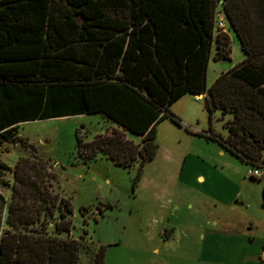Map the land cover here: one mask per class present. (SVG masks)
I'll return each mask as SVG.
<instances>
[{
    "label": "trees",
    "instance_id": "1",
    "mask_svg": "<svg viewBox=\"0 0 264 264\" xmlns=\"http://www.w3.org/2000/svg\"><path fill=\"white\" fill-rule=\"evenodd\" d=\"M218 11L246 57L208 87L214 46L217 59L232 52L215 32ZM188 94L204 95L211 121L231 115L228 136L210 137L264 164V0H0V149L28 144L25 122L100 113L117 127L91 141L79 134V155L138 164L137 182L158 153V123H180L171 107ZM30 158L13 170L0 161V176L13 171L17 182L10 202L0 194V264H106L105 245L74 235L73 199L47 162Z\"/></svg>",
    "mask_w": 264,
    "mask_h": 264
},
{
    "label": "rangeland",
    "instance_id": "2",
    "mask_svg": "<svg viewBox=\"0 0 264 264\" xmlns=\"http://www.w3.org/2000/svg\"><path fill=\"white\" fill-rule=\"evenodd\" d=\"M231 49L230 58L217 59L214 46L207 71L208 87L226 67L237 65L244 60L245 53L235 33ZM182 98L173 104H179L183 100L184 110H181L180 114L174 113L180 118V123L168 117L157 125L158 154L156 162L149 165L147 179H155V182L160 183V176L164 175L167 186L160 194L143 189L151 184V181L143 179L142 182L140 178L136 182L138 164L133 168H127L115 164L103 153L92 161H85L79 155V134L85 141H91L96 135L117 127L113 121L100 113L25 122L20 126L19 134L28 140V144L25 146L6 144L0 149V161L7 163L13 170L22 155L31 157L29 166L37 164L39 158H43L47 162L49 179L54 187L73 199L74 235L80 236L87 231L86 236L89 239L105 245L110 256L107 264H220L205 259L202 253L195 251L193 247L190 251L181 252L182 249H174L173 252H161V255H156L148 249L154 242L156 243L153 232L157 228V223L166 225L168 222L167 213L162 215L163 203L166 202L168 205L169 197L176 195L178 197L186 188L179 176L185 155L188 153L200 154L214 165L220 163V170L224 168L227 172H233L237 178L236 190L239 189L241 195H248L247 198L253 199L249 202L238 199L232 203H217L215 206L207 192V197L203 196L201 200L205 203L209 201V204L206 205L207 210L197 216L198 220L209 223L213 218L209 212L214 213V209L220 214L214 218H221L222 227H227L226 223L229 220L239 221L240 224L245 223L244 226H248V219H252L255 222L253 232L264 239L262 197L264 179L251 180L248 171L254 166L234 155L220 139L210 137L211 132L224 138L228 136L229 131L225 127V122L231 115L224 116L221 111H217L211 121L204 98H198L193 94ZM128 137L140 142L137 135L129 133ZM221 150L235 158L238 166L233 159L225 162L220 157ZM242 168L243 175L248 177V183L241 180ZM35 171L32 170L33 174H36ZM4 181L7 184H4ZM16 183L13 171H5V174L0 176V194L8 202ZM139 187L141 191L137 194L136 190ZM84 206L92 209V213H87L86 218L81 214V207ZM4 215L5 209L2 217ZM181 232L184 237H189L187 230ZM192 235L193 231L190 245L194 244ZM112 239H117L120 243L112 242ZM262 249L259 263L264 264V245Z\"/></svg>",
    "mask_w": 264,
    "mask_h": 264
},
{
    "label": "crops",
    "instance_id": "3",
    "mask_svg": "<svg viewBox=\"0 0 264 264\" xmlns=\"http://www.w3.org/2000/svg\"><path fill=\"white\" fill-rule=\"evenodd\" d=\"M224 33L228 35L232 44L234 32L229 29V25ZM234 66L235 65L226 67L222 73L229 71ZM195 96L204 98V95L200 94H195ZM185 97L186 96L182 99ZM182 101L183 100H181L179 104L171 107L173 113L180 114V111L184 110ZM220 157L225 162H229L233 159L238 166V162L234 160L235 158H231V156L223 150H221ZM156 158L157 155L152 162L150 161L146 165L143 171V177H141L142 182L143 179L148 178L149 165H153V163L156 162ZM206 160L207 158L200 154L188 153L185 155L182 172L179 178L183 180V184L186 185V188L181 191L182 194H179L178 197L177 195L169 197L167 200L169 206L165 204L166 202L163 203L162 209L164 211L162 215L167 213L168 222L166 225L161 222L157 223V228L153 232V238L156 243L154 242L148 249H150L151 252H155L156 255H161V252H173L174 249H182L181 252L190 251V248L193 247L195 251L201 252L205 259L213 263L262 264L259 262L261 260L260 255L263 251L262 246L264 245V239L259 238L258 235L253 232L255 222L252 221V219H248V226H244L245 223L240 224L239 221L229 220L226 223L228 224L227 227H222L221 222L223 221L221 218H214L220 215L219 212L214 209V213L209 212L210 216L213 217L209 220V223L198 220L197 216L203 214V212L207 210L206 205L209 204V201H206L207 203L203 202L201 197H207L208 193L211 199H213V204L215 206L217 203H232L238 199L244 202L253 200L252 198H247L248 195H241L239 189L236 190L237 182L235 180H237V178L233 172H227L224 168L220 170V163L214 165ZM241 170V180L244 183H248V177L243 175L244 168ZM250 178L251 180L258 179ZM160 179V183L155 182V179H147L151 181V184L143 189H149L150 192L153 193H162L167 186V182H165L164 175L160 176ZM139 191H141L140 187L136 190L137 194H139ZM166 207H168L167 210L165 209ZM155 221L157 222V218ZM182 227H184V229H182ZM186 230L189 232V237L181 235V231L186 232ZM190 231L191 233L193 231V245H190ZM112 242L120 243L117 239H112ZM109 258V252H107L106 264ZM160 262L163 261L160 260Z\"/></svg>",
    "mask_w": 264,
    "mask_h": 264
},
{
    "label": "built area",
    "instance_id": "4",
    "mask_svg": "<svg viewBox=\"0 0 264 264\" xmlns=\"http://www.w3.org/2000/svg\"><path fill=\"white\" fill-rule=\"evenodd\" d=\"M228 26V20L226 15L222 11H218L215 20V32L216 34L224 33ZM248 175L252 178L264 179V164L260 166H254L249 169Z\"/></svg>",
    "mask_w": 264,
    "mask_h": 264
}]
</instances>
